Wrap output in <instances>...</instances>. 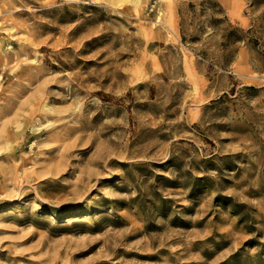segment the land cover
<instances>
[{
  "label": "rangeland",
  "instance_id": "374dc122",
  "mask_svg": "<svg viewBox=\"0 0 264 264\" xmlns=\"http://www.w3.org/2000/svg\"><path fill=\"white\" fill-rule=\"evenodd\" d=\"M0 264H264V0H0Z\"/></svg>",
  "mask_w": 264,
  "mask_h": 264
}]
</instances>
